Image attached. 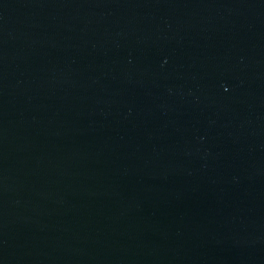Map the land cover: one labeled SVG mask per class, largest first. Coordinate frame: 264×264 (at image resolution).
Wrapping results in <instances>:
<instances>
[{"label": "water", "instance_id": "95a60500", "mask_svg": "<svg viewBox=\"0 0 264 264\" xmlns=\"http://www.w3.org/2000/svg\"><path fill=\"white\" fill-rule=\"evenodd\" d=\"M0 264H264V0H0Z\"/></svg>", "mask_w": 264, "mask_h": 264}]
</instances>
